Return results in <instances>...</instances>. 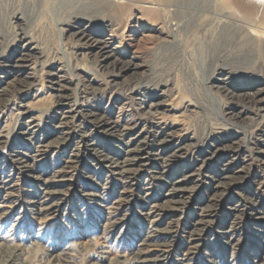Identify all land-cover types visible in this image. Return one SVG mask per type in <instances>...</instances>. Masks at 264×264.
<instances>
[{
  "label": "rangeland",
  "instance_id": "obj_1",
  "mask_svg": "<svg viewBox=\"0 0 264 264\" xmlns=\"http://www.w3.org/2000/svg\"><path fill=\"white\" fill-rule=\"evenodd\" d=\"M229 1L243 18L264 27V0ZM46 9L43 0H0V263L16 253V264H141L138 252L150 243L144 256L164 260L150 264H260L264 112L236 105L245 93L264 87V69L226 86L201 82L208 73L200 70L187 76L182 60L162 47L169 35L165 18L142 12L144 31L154 36L149 40L140 41L142 32L130 38L123 18L96 26L100 39L113 34L112 48L119 47L122 60L140 66L120 75L101 64L83 42L57 30ZM16 14L27 21L37 48L24 58L13 34ZM100 117L108 120L102 129L95 122ZM84 134L94 149L119 160L129 156V143L144 147L146 158L160 148V161L114 171L113 162H102L93 148L86 149ZM18 152L31 157L33 176L40 175L43 182L12 166ZM233 175L242 184L225 190L219 214L206 211L213 203L215 181ZM183 184L198 190L194 200L179 213L161 216L160 207L168 208ZM47 191L60 195L53 198ZM200 220L211 225L205 244L195 232Z\"/></svg>",
  "mask_w": 264,
  "mask_h": 264
},
{
  "label": "bare ground",
  "instance_id": "obj_2",
  "mask_svg": "<svg viewBox=\"0 0 264 264\" xmlns=\"http://www.w3.org/2000/svg\"><path fill=\"white\" fill-rule=\"evenodd\" d=\"M43 1L47 4V9L45 10L46 11L45 13L48 15L51 14L52 19H54V21L57 22L56 23L57 30H59L63 34L67 33L66 36L68 37V39L75 38L77 41L83 42L82 44L86 46L87 50L90 51V54L96 57L101 64L110 66L112 71H117L120 75L128 70L140 68V66L136 65V63L134 62L131 61L127 62L122 60L116 52V49L118 50L119 47H116L114 49L112 48L113 34H110L109 38L107 39H100L98 38L99 36L97 37V35H100L101 32L95 30L96 26L98 24L103 23L105 20L106 22H108L110 20L109 18L111 17L112 18L115 17V19L123 18L124 20H126V22H128L127 26H129L130 33L132 34L130 38H134L135 33L142 32L141 33L142 37L140 38V41L141 39L149 40L154 36L144 31L146 25L142 20L143 18L141 14L142 12H145L146 14L151 15L153 17H158L160 19L165 18L164 24L169 29V35H166L163 38L162 47H164V49L170 50L172 56L175 55L174 57H179L182 60V62L186 66L185 70L187 69L186 72L188 73L187 76L193 77L198 73L197 71L200 70L202 71L201 74L208 73V75H205L206 79L202 78L201 82L205 83L206 81L207 84L208 83L210 84V82L216 81V82H220V84L224 83V86H226L227 81L229 80L237 79L239 77H244V76H247V78H253L255 72L258 73L260 68L264 69V36L260 39L256 34L257 31L264 32V27L258 29L255 24L250 23L247 20L248 18L245 19L246 17L243 18L241 15H239V12L234 9L233 4L229 0H43ZM13 20H16L15 22L17 23V27H18V30L13 33L15 36L14 39L18 43L17 48L21 49L23 54L22 57L24 58L29 55L28 53H34L37 48L35 44H32L34 42L31 39L32 37L30 36L29 31L27 30V21L23 19V15L18 16L16 14L13 17ZM109 26L111 27V25ZM21 44L24 45L21 46ZM223 77L226 78L223 79ZM237 107L243 111L257 109V111L264 112V87L255 90L253 93H245L244 95H242L241 99L238 101L236 105V108ZM75 112L76 115L79 114V111H75ZM222 118L226 122L229 121L226 120L224 117ZM99 120L100 122H98ZM99 120L95 121L96 126L99 129H102L103 126L105 127L106 125H108V120L105 117H100ZM261 121H262L261 123L264 124V115L261 116ZM106 131L110 135L115 133L114 128H106ZM83 137L86 138V139L83 138L86 140L85 142L87 144L86 149L89 150L92 149L95 144L93 143L92 139H90V136L89 135L85 136L84 134ZM126 146H127V153L129 154V156L127 155L128 157L122 160L110 156V154L108 155L104 153V151L98 148L97 149L93 148V149L96 156L100 158L102 162H106V163L113 162L111 164L114 171L119 170V171H123L124 173L127 172V170L132 171V166H134L135 164L142 165L145 168H147L151 161H160L158 154L160 153L159 150L160 148H158L157 152H154L153 154L151 152L150 157L146 158L144 156L146 153L144 147L130 146L129 143H127ZM233 150L234 152L239 151V149L238 150L233 149ZM30 160H31L30 156L18 152L15 154L14 157H12L10 163L15 169H17L20 175H25L26 177H30L37 183L43 182L44 179L40 175L38 177L33 176V173L35 172L36 168L34 165L30 163ZM137 171L140 172L139 170ZM227 179H228L227 181H222V180L215 181L216 192L212 196L213 203L211 204V206L206 207L207 208L206 211L214 212L215 214L218 212L219 214V211L221 210L222 207L221 204L227 196V191L229 186L231 187L239 186V184L241 185L243 182L241 178L239 177L236 178V175L235 177L233 175ZM182 181L185 182L186 178L182 179L178 183H183ZM2 183L5 184V182ZM46 193L51 194L53 198H56L57 196L60 195L59 192L56 193L53 191L52 192L47 191ZM197 194H198L197 189L195 188L188 189L183 184L179 186L172 194L173 195L171 197L172 199L169 200L170 205L167 202L169 207L163 208L161 206L160 207L161 212L159 210L158 211L161 213L160 214L161 216H163L164 213H169V212L179 213V210L190 204V202L194 200ZM175 196L176 197L178 196L181 199L175 200L174 199ZM58 207H60V205ZM230 210L234 211L235 213L234 212L233 213L236 214V210L234 208H230ZM260 219L261 218H259V220ZM197 225L200 226L199 228L198 227L195 228L196 230L195 232L198 233V236H200L199 242L203 241V244H205L207 241L204 238L206 234L205 232L211 227V225H209V222L208 223L204 222V220H200L197 223ZM219 233L223 235L226 234V232L223 231L221 232L219 231ZM223 243L227 244V242H223ZM149 244L145 243V246H143L145 247V249L143 250L141 249V251L138 252L139 255H141V257L139 256L138 258L140 263L141 264L162 263L164 260L161 257L157 256V258L148 259L147 257L144 256L150 251L147 250L146 248L147 246H149ZM227 245L230 248H233L231 247L232 244L231 245L227 244ZM227 245L223 247V249L221 248V250L224 253L227 252V249L229 250V248H227ZM14 255L10 259L6 257L8 260L6 259L4 263H0V264H16L15 260L17 254L15 253ZM260 264H264V258L262 259V262Z\"/></svg>",
  "mask_w": 264,
  "mask_h": 264
}]
</instances>
